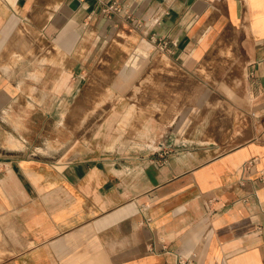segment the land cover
<instances>
[{
    "label": "crops",
    "instance_id": "crops-1",
    "mask_svg": "<svg viewBox=\"0 0 264 264\" xmlns=\"http://www.w3.org/2000/svg\"><path fill=\"white\" fill-rule=\"evenodd\" d=\"M94 93L165 111L0 138V264H264V0H0L2 137Z\"/></svg>",
    "mask_w": 264,
    "mask_h": 264
},
{
    "label": "rangeland",
    "instance_id": "rangeland-1",
    "mask_svg": "<svg viewBox=\"0 0 264 264\" xmlns=\"http://www.w3.org/2000/svg\"><path fill=\"white\" fill-rule=\"evenodd\" d=\"M161 58H163V56L158 57L153 63H151V67L166 68L165 65L167 63L161 61ZM140 96L147 97L148 94H130L125 103H121L118 107L116 103L118 98L116 95L108 93L106 95L104 94L103 98H101L100 93H94L93 107L92 109H87L86 112L84 109H77L76 112L74 110L70 112L69 109H50L46 110V113H43L42 111H34L30 114L33 117L32 121L34 124L28 126V134L35 143V149L34 147L29 148L27 144L26 146H12L11 139L13 138V140H16V138H18L17 135L21 133V126L19 125L14 126V130L4 134L3 137L0 135V138H4V141L6 142L5 146L8 148H23L26 152L31 153V151H33L37 155L53 156L60 152L69 151V147L70 151H84V148L86 147L87 150L93 149L94 152L97 153L102 147V144H106V141L101 142L98 140L100 139V121L102 118H123L132 116L156 118L164 114L165 109L159 107V105H164L162 102L152 104L151 108H141L138 100V97ZM102 99L104 101L103 106H101ZM61 115L65 117L64 123L61 125L55 124L54 122H56ZM43 116H48L52 119H47L45 124H40V120ZM117 127V125L114 126V132H117ZM56 139H60V143L55 141ZM108 143L109 147H113L117 142L116 140H110ZM26 147L29 148V150L25 149Z\"/></svg>",
    "mask_w": 264,
    "mask_h": 264
},
{
    "label": "built area",
    "instance_id": "built-area-1",
    "mask_svg": "<svg viewBox=\"0 0 264 264\" xmlns=\"http://www.w3.org/2000/svg\"><path fill=\"white\" fill-rule=\"evenodd\" d=\"M108 9L113 13H119L121 11L118 6H110Z\"/></svg>",
    "mask_w": 264,
    "mask_h": 264
}]
</instances>
